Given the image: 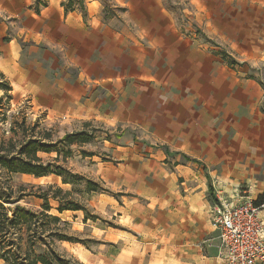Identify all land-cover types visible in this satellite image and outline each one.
Segmentation results:
<instances>
[{"label":"crops","instance_id":"crops-1","mask_svg":"<svg viewBox=\"0 0 264 264\" xmlns=\"http://www.w3.org/2000/svg\"><path fill=\"white\" fill-rule=\"evenodd\" d=\"M208 1L214 3L209 6L242 9L240 20L227 21L230 27L224 25L223 31L211 19L209 32L223 33L240 56H255L257 75L264 63V17L258 14L264 0ZM94 4L88 3L89 13ZM31 6L32 0H0V74L12 97L30 99L47 117L79 120L108 119L114 106L111 118L131 126L150 124L152 135L175 144L167 148L181 158L204 160L208 167L226 169L224 175L233 168L254 171L258 194L264 192V81L246 76L251 65L228 66L208 47L185 38L160 0H131L118 26L92 14L65 13L60 0L48 1L38 14ZM217 127L234 137L232 147H217ZM183 200L189 214H199L197 196ZM259 216L264 221V208ZM193 226L190 221L186 230ZM184 228L176 226L179 233ZM217 237L215 230L208 237L215 238L213 245L207 246V240L204 251L192 246L191 259L225 264ZM188 238L183 234L177 247L189 249L193 241Z\"/></svg>","mask_w":264,"mask_h":264},{"label":"rangeland","instance_id":"rangeland-1","mask_svg":"<svg viewBox=\"0 0 264 264\" xmlns=\"http://www.w3.org/2000/svg\"><path fill=\"white\" fill-rule=\"evenodd\" d=\"M48 1L51 0H47V4ZM91 1H96L97 4L90 6L89 13L87 5ZM160 2L162 9L173 17L178 33L218 55L223 52L238 64L245 62L251 65L246 76L264 81V63L257 68L256 75L255 56H240L238 50L231 48L230 41L223 38V33L212 35L209 32L211 19H214L221 31L224 25L230 27L227 21H239L243 13L240 7L227 8L217 4L209 6L208 4L214 3L208 0H202L205 7H197L195 0ZM84 3L86 18L92 14L99 17L100 22H103L106 15L102 13L103 6H109L110 10H114L115 16L104 22L118 26L125 22V12L128 4L131 5V0H84ZM31 7L33 9V0ZM149 8L143 9L148 12ZM120 9L125 11L121 12ZM76 11L83 16L79 10ZM258 14L264 17V10ZM262 47L264 48V35ZM3 81L0 78V82ZM3 103L7 105V116H14L18 121L24 118L29 126L35 124L37 131L41 135L48 134L52 143L64 134L83 130L85 123L91 125L87 128L89 131L95 129L96 138L81 148L92 156L83 158L79 149L74 146L72 156L59 163L72 172L99 183L105 190L103 193H93L82 201L87 212L98 217L95 221L88 220L84 223L81 211L59 215L62 221L69 224L68 234L84 244L58 243L57 250L81 264H197L200 259H191V252L194 253L192 246L204 251L202 248L205 244L213 245L206 241L215 239L208 237L215 231L212 222L213 208L219 201L237 202L247 199L256 206L264 203L258 202L264 192L258 194L254 171L233 168L228 169V174L224 175L226 169L208 167L204 160L198 162L191 156L181 158L179 152H169L170 149L167 148L174 149L175 144L161 143L158 137L152 135L155 130L150 124L145 127L140 124L131 126V122L111 118L110 116L115 115L114 106L111 107L108 119L79 120L67 115L47 117L45 111L37 108L27 98L11 95V99L4 98ZM261 107L264 112V101ZM12 121L10 119L6 125H0V134L8 129ZM222 129L223 127L216 128L217 147H232L231 140L234 137L225 135ZM188 146L197 147L195 144ZM200 147L207 149L206 144ZM39 157L50 162L56 154H39ZM177 165L182 167H176ZM49 185L59 186L63 190L71 189L68 185H62L55 176L36 179L27 175H14L11 179L14 189L19 186L44 188ZM191 195L198 197L199 214H189V203L183 200L185 196ZM20 204L39 209L42 202L28 198ZM51 205L55 206L53 202ZM52 213L56 214L54 209ZM190 221L194 225L193 232L186 230ZM177 224L184 225V231L179 233ZM193 233L195 234L192 236ZM183 234L189 235L186 240L193 241L187 250L177 247V241L181 240ZM204 242L206 243L203 244ZM216 246L219 250L218 239Z\"/></svg>","mask_w":264,"mask_h":264},{"label":"trees","instance_id":"trees-1","mask_svg":"<svg viewBox=\"0 0 264 264\" xmlns=\"http://www.w3.org/2000/svg\"><path fill=\"white\" fill-rule=\"evenodd\" d=\"M64 12L79 10L86 18L84 0H61ZM47 6V0H33V9L39 13ZM124 12V9H120ZM114 10L103 6V21L114 17ZM222 60L228 66L239 65L236 61L220 52ZM0 78L4 79L0 74ZM0 125H6L13 119L7 130L0 134V262L2 264H81L72 257L57 250L58 243H81L68 234L69 224L62 221L59 215L66 211L83 213V222L95 221L98 217L90 215L82 201L93 193H103L105 190L99 183L74 173L60 162L72 156V147L79 149L83 157H90L81 148L93 142L95 129H87L91 125L85 123L84 129L74 133L64 134L56 142H51L48 134L41 135L37 126H29L25 119L18 121L14 116H7V105L3 99H11V87L4 79L0 82ZM8 134V137L5 135ZM55 153L50 162L43 161L39 154ZM14 175H27L36 179L55 176L62 185H68L70 190L59 186L47 187L19 186L14 189L11 179ZM78 196L81 199L76 198ZM33 198L42 202L39 209L28 208L20 202ZM264 196L258 198L263 202ZM54 203L53 207L51 203ZM53 209L56 214L52 213Z\"/></svg>","mask_w":264,"mask_h":264},{"label":"built area","instance_id":"built-area-1","mask_svg":"<svg viewBox=\"0 0 264 264\" xmlns=\"http://www.w3.org/2000/svg\"><path fill=\"white\" fill-rule=\"evenodd\" d=\"M263 208L264 203L256 206L247 199L214 206L212 222L225 264H264V221L259 216Z\"/></svg>","mask_w":264,"mask_h":264}]
</instances>
